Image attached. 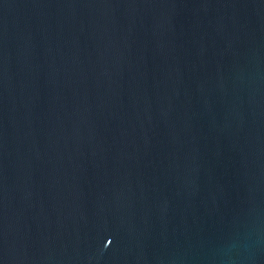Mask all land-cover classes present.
Segmentation results:
<instances>
[{
  "label": "water",
  "instance_id": "95a60500",
  "mask_svg": "<svg viewBox=\"0 0 264 264\" xmlns=\"http://www.w3.org/2000/svg\"><path fill=\"white\" fill-rule=\"evenodd\" d=\"M0 264H264V0H0Z\"/></svg>",
  "mask_w": 264,
  "mask_h": 264
}]
</instances>
